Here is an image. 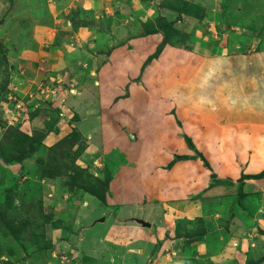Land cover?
I'll return each instance as SVG.
<instances>
[{"label": "rangeland", "instance_id": "1", "mask_svg": "<svg viewBox=\"0 0 264 264\" xmlns=\"http://www.w3.org/2000/svg\"><path fill=\"white\" fill-rule=\"evenodd\" d=\"M19 1L0 0L5 8L0 12V186L17 183L8 213L21 222L35 219L38 203L45 207L52 198L61 204L60 212L65 204L72 209L60 227L45 224L52 256L35 262L178 264L182 257V245L167 237L165 250L156 241L155 253L149 254L147 247L128 252L115 238L102 242L98 227L99 235L84 234L93 215L88 214L103 215L110 190V175L97 176L102 173L101 165H95L97 157L85 155L93 141L80 132L93 116L103 119L105 127L111 118L120 120L122 112L129 122H138L139 136L130 138L125 132L126 140L156 147V157L148 164L151 175L164 185L152 190L164 198H182L183 185L191 179L187 197L226 217L235 215L234 207L246 211L239 213L242 218L248 217L264 202V189L243 193L244 180L264 177L263 0L246 7L247 0H33L46 7V18L36 8L21 12ZM35 19L47 31L37 50L22 44L32 35ZM16 28L26 30L20 36L24 40L15 39ZM113 53L121 54L129 70L137 62L128 81L138 90L121 87L115 100L110 99L114 94H103L98 76ZM121 98L127 100L125 111L116 104ZM44 187L50 192L44 193ZM82 192L98 207L79 203ZM229 196H236L233 204L223 198ZM5 227L13 231L11 236ZM0 229L2 264L34 259L29 256L31 245L26 244V252L20 245L31 239L27 229L10 220ZM207 234L200 238L203 242ZM214 234L213 242L204 243L209 254L224 248V238ZM87 245L90 253L83 248ZM163 251L165 259L159 261Z\"/></svg>", "mask_w": 264, "mask_h": 264}, {"label": "crops", "instance_id": "2", "mask_svg": "<svg viewBox=\"0 0 264 264\" xmlns=\"http://www.w3.org/2000/svg\"><path fill=\"white\" fill-rule=\"evenodd\" d=\"M251 1L253 0L245 1V7L251 3ZM37 5L38 4L36 3L34 4L33 0H21V3L17 5V9L21 12H33V9L36 8L35 13L46 18L44 16L47 12L46 7L41 4ZM261 8L264 9V0L263 4H261ZM1 9L5 8L0 6V12ZM48 13H50V10ZM25 20H27V18ZM36 22L37 19H35L34 23L36 24ZM47 23L49 22L46 21V24ZM45 29V25L37 23L32 28V35H30V37L27 36L28 40L22 42V44H32L34 45V50L42 48L39 47L38 44L44 42V37L46 39L45 33L47 31ZM17 30L19 29L16 28L15 32H18ZM25 31L26 30H19V32L16 33V36L14 35L15 39L21 38L20 36L22 34L24 35ZM22 40H24V38ZM119 53H113L110 55L109 63H105L104 67L102 65L100 70H98L99 82L100 84H103V94H114V98H110L112 100H115L116 97L121 94L120 92L125 86L129 88V91L133 89L138 90V88H134L133 85L131 86L128 81L129 77H132L131 73L136 72L137 70V66H135L137 65V62L135 61V65L132 64L129 70ZM131 55L134 57L133 54ZM134 59L136 60V58ZM132 66H134V68ZM99 88H101V86H99ZM110 99L106 100L109 102ZM107 104L108 103L105 102L104 105L108 106ZM116 104L117 106L124 108L123 111L128 107L125 98L118 99ZM119 117L120 120L118 121H114L113 118H111L108 121L111 122V124L106 125L107 127H105L103 119L101 120L93 116L90 122L89 120L88 122L85 121L87 125H84V127L81 128L82 131L80 133H82L88 141H93L87 147L85 155L90 153L93 157H97L95 159V165L100 164V171H102V173H99L97 176L100 177V175H102V177H105L107 174L110 175V181L106 182L108 183V189L110 188V190L105 194L103 215L100 213L101 211H99V214L101 218H104V221L102 223H96L98 220L97 217L100 216L94 218L95 216L93 215L95 213H89V216L93 215L91 216L92 219L87 221L90 223L88 224V228L85 229L84 234L86 235L87 233V235H89L88 232H95V227H98L97 230L99 228L103 230V235L100 237L102 242L115 238L117 241L116 245L120 243L121 248L126 246L125 248L128 252L134 251L137 253V251L139 252L142 248L147 247L146 252L149 254L155 253L153 250H155L154 246L157 244L156 241L163 244L165 250L169 244L168 241L163 242V238L167 237L169 240H172V244L174 242L177 247H179L178 243L182 245V257L178 261V264H264L263 200L261 205L259 204L257 206L253 214L248 215L247 213L248 217L243 216L242 218V216L239 215V213L246 214V211L241 210L239 207L233 208L235 214L233 217H226L225 212L214 210V208L207 203L203 204L200 200H194L187 197L192 188V185H189L191 184V179H186L187 182L183 185L186 192L182 198H176V201L173 200L175 202H172L170 198H164V194L152 190L155 186L163 187L164 185L160 184V181H158V179L156 180L155 176L151 175L150 171H153V169L150 168V165L148 164L153 161L150 157H156L153 156L154 154L152 153V150L156 149V147L153 143L149 144L147 142L139 143L133 141L130 145L126 140L127 137L125 136H127V134L125 132H130L132 134H128L130 138L134 135L139 136L141 127L138 122H129L123 112L122 114L120 113ZM98 121H100V123ZM124 125L127 126L126 131L123 130ZM102 132L103 137L100 134ZM102 168L105 169L104 172ZM8 171L11 173L14 172L12 169H9ZM5 174L11 176L9 172H5ZM244 183L245 187L243 188V193L257 192L258 190L261 191L264 189V177L262 179L256 178L244 180ZM13 185L14 184H11V182H4L3 185L0 186V206H2L5 199V191ZM232 188L234 189L235 186H232ZM47 192H50L49 188H45L44 193ZM235 197L236 196H229L223 198L226 200L229 198L233 204ZM81 202H87V204L91 203L93 208L95 206L98 207L99 204L89 196V194L83 195V199H79V203ZM60 205L61 204H58L52 198L47 206H42L44 214L64 219L65 214L72 209L65 204V211L60 212ZM217 205L216 207H218ZM110 210H114L111 215L107 212ZM135 219L149 223L150 227L146 228L141 226L134 221ZM203 222L208 223L212 228L209 229L207 226H202L201 224H203ZM255 224L262 230V234H258V228ZM48 227L51 228L50 226ZM97 230L95 233L98 234ZM212 232H215L214 235L217 238L219 236L224 238V248L220 251L211 252L209 254L204 243L213 242V239L210 241ZM206 234L208 239L203 242V238H200L204 237ZM83 248H87L85 249V252L87 253L89 251L90 253L89 245L84 246ZM50 256H52L51 252ZM163 256L164 251L157 256L159 261L160 258L165 259ZM30 261L31 262H28L27 264H39L34 260ZM47 261H43L40 264H57ZM112 262L117 261H114L113 259ZM102 263L103 262L101 261L97 262V264ZM0 264H2V262H0ZM76 264H79V261L76 262ZM84 264L93 263L91 261H84Z\"/></svg>", "mask_w": 264, "mask_h": 264}, {"label": "trees", "instance_id": "3", "mask_svg": "<svg viewBox=\"0 0 264 264\" xmlns=\"http://www.w3.org/2000/svg\"><path fill=\"white\" fill-rule=\"evenodd\" d=\"M183 10V9H182ZM183 12V11H182ZM45 164H43L44 166ZM33 171H27V175L28 173L33 175L32 173ZM11 184H14L12 187H10L9 189H7L5 192V196H4V201L3 204L1 206L2 210H0V226L1 224H4L5 222H8L9 220L12 222V224H14V226H18L19 228H22V230L27 229V236L31 235V239L30 236L28 238V241L23 239L21 240V248L24 252L27 251V246L26 244H30L32 248H30V253L29 256L30 258L34 259L37 257H40L41 259H48L46 256H50V252H51V248L53 243H51V241L49 239H47V233L44 230L45 224L48 226H52L53 225L55 227H60V222H62L61 218H55L53 217V215H46L44 214V210L42 207V203H38V211H37V215L35 217V219L31 220L30 222H27L26 220H24L23 222H21V220L15 218L13 216V214L8 213V209L13 207V200L11 199L12 196H17L16 193V189L18 188L17 183L14 181H11ZM24 205V203H23ZM53 223V225L51 224ZM6 228V227H5ZM7 229V228H6ZM8 234L9 236L12 235L13 231L10 232V230H8ZM26 236V235H25ZM50 250V251H49ZM16 252V251H15ZM4 264H10L11 262H3Z\"/></svg>", "mask_w": 264, "mask_h": 264}, {"label": "water", "instance_id": "4", "mask_svg": "<svg viewBox=\"0 0 264 264\" xmlns=\"http://www.w3.org/2000/svg\"><path fill=\"white\" fill-rule=\"evenodd\" d=\"M104 221V218L102 217V218H99L97 221H96V223H102ZM136 223H138V224H140L141 226H143V227H146V228H149L150 227V224L149 223H147V222H145V221H143V220H134Z\"/></svg>", "mask_w": 264, "mask_h": 264}]
</instances>
